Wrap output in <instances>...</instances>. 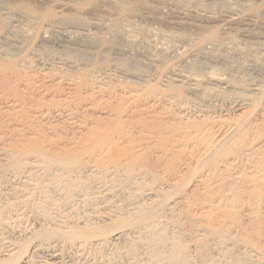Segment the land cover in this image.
I'll list each match as a JSON object with an SVG mask.
<instances>
[{"label": "bare ground", "instance_id": "6f19581e", "mask_svg": "<svg viewBox=\"0 0 264 264\" xmlns=\"http://www.w3.org/2000/svg\"><path fill=\"white\" fill-rule=\"evenodd\" d=\"M0 264H264V0H0Z\"/></svg>", "mask_w": 264, "mask_h": 264}]
</instances>
